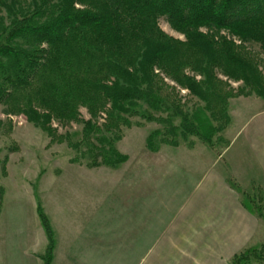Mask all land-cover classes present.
<instances>
[{"label": "trees", "instance_id": "trees-1", "mask_svg": "<svg viewBox=\"0 0 264 264\" xmlns=\"http://www.w3.org/2000/svg\"><path fill=\"white\" fill-rule=\"evenodd\" d=\"M0 8L6 15L0 17V105L52 142L65 141L88 168L114 169L127 161L116 143L131 118L164 125V132L146 137L150 153L162 144L178 147V138L211 146L230 122V99H264V0H0ZM160 19L184 41L165 34ZM229 81L242 87L235 91ZM176 87L196 104L188 108ZM80 108L88 120H81ZM53 120L81 124L79 139L58 134ZM227 183L242 207L264 221L260 194L250 196L232 177ZM37 216L47 240L41 260L52 264L55 234L39 204ZM258 247L229 264L262 260Z\"/></svg>", "mask_w": 264, "mask_h": 264}, {"label": "rangeland", "instance_id": "rangeland-1", "mask_svg": "<svg viewBox=\"0 0 264 264\" xmlns=\"http://www.w3.org/2000/svg\"><path fill=\"white\" fill-rule=\"evenodd\" d=\"M5 16L0 8V17ZM159 27L168 36L184 41L164 19L159 20ZM219 34L236 45L241 44L228 32ZM248 49L255 54L259 51L256 45ZM165 82L175 86L167 79ZM229 83L235 91L242 87L241 83ZM176 90L188 108L196 104V99L187 91L177 87ZM261 109H264V99L253 95L232 98L228 101L230 122L215 135L211 146L195 137L186 141L178 138V147L162 144L156 153L147 151L145 139L153 131L164 132V125L131 118V127H122V138L116 143L118 152L128 159L112 169L88 168L87 161L65 141L52 142L47 133L28 123L23 115L6 114L5 107L0 105V224H8L11 231L20 228L25 238L32 227L43 231L37 216L39 204L51 224L58 247L52 264H134L133 249L114 247L112 231L120 223L125 224L136 209L139 231L136 254L140 262L146 251L144 246L150 243L149 235L145 238L146 234L141 231L153 228L152 237L156 238L167 225L164 212L179 204L175 197L183 195L190 180L195 181L200 171L214 161L217 169H226L229 151L239 144L238 141L229 146L233 136ZM79 115L83 121L90 118L84 108L79 109ZM104 120L105 115L101 114L97 122L100 125ZM178 124L174 120V125ZM51 127L60 135L68 134L74 142L82 129L75 122L61 125L55 120ZM188 167L194 173L185 182L183 175ZM246 193L252 197L258 195L255 190ZM256 245L262 248L263 258L253 264H264V232L257 234Z\"/></svg>", "mask_w": 264, "mask_h": 264}, {"label": "crops", "instance_id": "crops-1", "mask_svg": "<svg viewBox=\"0 0 264 264\" xmlns=\"http://www.w3.org/2000/svg\"><path fill=\"white\" fill-rule=\"evenodd\" d=\"M238 141L235 150L229 151L226 169H217L214 161L200 171L195 181L190 180L183 195H176L179 204L164 212L167 225L156 238L152 237L153 228L141 231L145 238L149 235L150 243L144 246L146 251L140 262L136 254V209L125 224L113 227L114 247L133 249L134 264H229L244 249L259 246L256 238L264 232V225L242 207L241 197L228 185L227 177H234L243 191L255 190L264 200V109L242 124L229 146ZM187 171L184 181L194 173L190 167ZM37 228L28 230L25 238L20 228L12 230L11 236V227L1 223L0 264H42L39 256L45 251L47 240ZM57 249L56 244L52 261Z\"/></svg>", "mask_w": 264, "mask_h": 264}]
</instances>
